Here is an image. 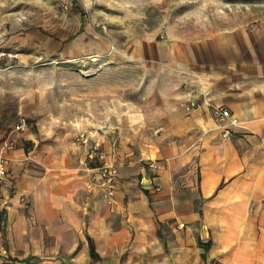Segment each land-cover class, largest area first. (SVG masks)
Returning <instances> with one entry per match:
<instances>
[{
    "label": "crops",
    "instance_id": "crops-1",
    "mask_svg": "<svg viewBox=\"0 0 264 264\" xmlns=\"http://www.w3.org/2000/svg\"><path fill=\"white\" fill-rule=\"evenodd\" d=\"M154 49L148 97L92 104L72 127L116 167L112 199L79 144L9 132L0 264H264V22ZM213 106L236 120L228 135Z\"/></svg>",
    "mask_w": 264,
    "mask_h": 264
},
{
    "label": "rangeland",
    "instance_id": "rangeland-1",
    "mask_svg": "<svg viewBox=\"0 0 264 264\" xmlns=\"http://www.w3.org/2000/svg\"><path fill=\"white\" fill-rule=\"evenodd\" d=\"M257 22L264 0H0V140L22 115L32 146L77 145L90 105L148 97L155 45Z\"/></svg>",
    "mask_w": 264,
    "mask_h": 264
},
{
    "label": "built area",
    "instance_id": "built-area-1",
    "mask_svg": "<svg viewBox=\"0 0 264 264\" xmlns=\"http://www.w3.org/2000/svg\"><path fill=\"white\" fill-rule=\"evenodd\" d=\"M197 103L191 100L187 103L185 109L187 111L196 108ZM211 116L220 125L223 135L229 134V128L237 125L236 120L232 117L230 111L223 106H213L210 109ZM29 127V121L25 116H18L13 123L11 130L23 133ZM77 144L84 148V161L86 169L95 170L98 174V181L95 183L103 193L105 198L112 199L116 191L117 169L105 161V154L101 150L98 141L93 140L90 134L79 132L75 137ZM14 149V143L8 139L0 140V189H8L11 187V180L7 176L8 157L7 153ZM148 169H157L156 161H148L146 163ZM92 188V184L87 186L88 191Z\"/></svg>",
    "mask_w": 264,
    "mask_h": 264
},
{
    "label": "trees",
    "instance_id": "trees-1",
    "mask_svg": "<svg viewBox=\"0 0 264 264\" xmlns=\"http://www.w3.org/2000/svg\"><path fill=\"white\" fill-rule=\"evenodd\" d=\"M79 31H81V29H79ZM71 38L72 37H70V39ZM12 125H11V128H12ZM3 220H4V214H3V212H0V221L2 222ZM199 244H201V243H199ZM209 245H210V241H208L207 243H205L203 245V248L206 250L209 247ZM88 246H89V255H90L91 260L92 261H98L99 260L98 259V255L95 252V249H94V246H93L91 240H89V239H88Z\"/></svg>",
    "mask_w": 264,
    "mask_h": 264
}]
</instances>
